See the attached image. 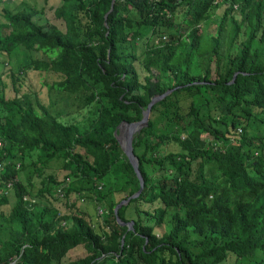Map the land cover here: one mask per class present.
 Wrapping results in <instances>:
<instances>
[{
	"label": "trees",
	"instance_id": "16d2710c",
	"mask_svg": "<svg viewBox=\"0 0 264 264\" xmlns=\"http://www.w3.org/2000/svg\"><path fill=\"white\" fill-rule=\"evenodd\" d=\"M59 1L54 23L0 10V264H264V0ZM168 89L133 139L129 229L115 131Z\"/></svg>",
	"mask_w": 264,
	"mask_h": 264
},
{
	"label": "rangeland",
	"instance_id": "374dc122",
	"mask_svg": "<svg viewBox=\"0 0 264 264\" xmlns=\"http://www.w3.org/2000/svg\"><path fill=\"white\" fill-rule=\"evenodd\" d=\"M3 5H7V7H9L10 9H13V10L22 9L24 6L33 5V6L38 7V9H42V11H40V13L36 17V20L38 22H40V23L59 22V19H57L55 16V10L60 5L59 0H10V2H4L2 5L0 4V10H1ZM214 11H215V13H214L213 19L215 21H218L220 16H221L222 9L218 8V9H214ZM210 28H212V31H213L215 26H211ZM4 30H6V32L9 31L7 28H4ZM7 64L8 63L5 60V65H7ZM3 70L4 69L1 66L0 72H2ZM43 79H44V76L42 77V80ZM5 80L10 82L9 77H5ZM28 83H29V86H26L28 88H33V89H35L37 91H41V92L45 91V88L42 87V84H38L37 82H34L33 77L28 78ZM11 94H12V92H9V96ZM41 98L47 100L48 102H49V100L52 99V101L54 102L53 111L56 113L62 114L61 117L64 121H70V120H74V119H78L81 122L86 121L85 115L88 114L87 108L84 110L78 111L80 101L75 96H73L71 94H66V93L53 92L51 99L47 98L46 93L42 94ZM159 126L165 127V122H162L161 125H159ZM52 166H54V168H58L59 163L54 161ZM35 180H36V188L34 191L36 192L40 187V183H39V179H35ZM15 200H16L15 197H12L11 198V204H14ZM53 204H50V205H53ZM55 204L58 206L57 202H55ZM79 205L81 208L88 209L91 213L92 212H94L95 214L98 213L93 202H88L85 200L83 201L81 199L79 201ZM169 225H167V226H169ZM80 251L81 250H79L78 248L72 249L67 254L64 261L70 260V257H71V259H74L76 257L81 256L83 253H82V251L81 252ZM234 261H236V258L234 256H231L228 261H226L222 264H226L227 262L231 264ZM246 263H247V260L246 261H241V260L238 261V264H246Z\"/></svg>",
	"mask_w": 264,
	"mask_h": 264
},
{
	"label": "water",
	"instance_id": "95a60500",
	"mask_svg": "<svg viewBox=\"0 0 264 264\" xmlns=\"http://www.w3.org/2000/svg\"><path fill=\"white\" fill-rule=\"evenodd\" d=\"M114 3H115V0H112L111 9L106 14V17L112 12V10L114 8ZM234 79H235V77H234ZM233 80H232V82H233ZM173 90L174 89H168L165 93L154 96L152 98V100L150 101L147 109H145L143 111V116H142V118L139 121H134V122L123 121L118 126L117 130L115 131V135H116V137H117V139H118V141H119V143L121 145L122 150L124 151V153L129 158V161L133 165L134 170H135V172H136V174H137V176H138V178L140 180V189L137 192H135L133 195L128 197L127 199L122 200L115 207V214L117 216L118 222L121 225L127 224L129 226V229L133 228L134 221H130V222L126 223L123 220H121V218L119 217V214H118L119 213V209L123 205L128 204L132 199L137 198L141 194V192L143 191L144 186H145V180H144V177H143V175L141 173V170H140V161H139L138 156L134 152L133 139H134V136L137 133L141 132V130L143 128L148 126L153 105L156 102L164 99L169 94H171ZM123 243H124V240H122V245H123Z\"/></svg>",
	"mask_w": 264,
	"mask_h": 264
},
{
	"label": "built area",
	"instance_id": "2783aa9c",
	"mask_svg": "<svg viewBox=\"0 0 264 264\" xmlns=\"http://www.w3.org/2000/svg\"><path fill=\"white\" fill-rule=\"evenodd\" d=\"M239 131L241 132L242 129H239ZM0 145H2V142L0 141ZM2 167V163L0 162V168ZM61 192V191H60ZM62 194V193H61Z\"/></svg>",
	"mask_w": 264,
	"mask_h": 264
},
{
	"label": "clouds",
	"instance_id": "9594fccd",
	"mask_svg": "<svg viewBox=\"0 0 264 264\" xmlns=\"http://www.w3.org/2000/svg\"><path fill=\"white\" fill-rule=\"evenodd\" d=\"M4 2H10V0H3ZM1 5H2V3H1Z\"/></svg>",
	"mask_w": 264,
	"mask_h": 264
},
{
	"label": "crops",
	"instance_id": "0c3cea01",
	"mask_svg": "<svg viewBox=\"0 0 264 264\" xmlns=\"http://www.w3.org/2000/svg\"><path fill=\"white\" fill-rule=\"evenodd\" d=\"M94 213V212H93Z\"/></svg>",
	"mask_w": 264,
	"mask_h": 264
}]
</instances>
